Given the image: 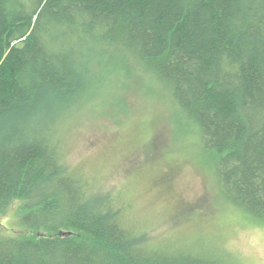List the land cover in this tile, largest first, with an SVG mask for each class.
<instances>
[{
	"label": "trees",
	"instance_id": "trees-1",
	"mask_svg": "<svg viewBox=\"0 0 264 264\" xmlns=\"http://www.w3.org/2000/svg\"><path fill=\"white\" fill-rule=\"evenodd\" d=\"M120 80L167 98L219 195L264 224V0H0V220L18 203L19 230H0V264H239L153 242L67 163L71 130L107 115Z\"/></svg>",
	"mask_w": 264,
	"mask_h": 264
},
{
	"label": "rangeland",
	"instance_id": "rangeland-1",
	"mask_svg": "<svg viewBox=\"0 0 264 264\" xmlns=\"http://www.w3.org/2000/svg\"><path fill=\"white\" fill-rule=\"evenodd\" d=\"M107 93V115L85 117L68 135L67 163L126 199L153 242H207L239 264H259L264 224L219 195L211 163L198 139L180 131L173 104L134 80H120ZM17 205L1 217L6 236L19 232Z\"/></svg>",
	"mask_w": 264,
	"mask_h": 264
},
{
	"label": "snow or ice",
	"instance_id": "snow-or-ice-1",
	"mask_svg": "<svg viewBox=\"0 0 264 264\" xmlns=\"http://www.w3.org/2000/svg\"><path fill=\"white\" fill-rule=\"evenodd\" d=\"M259 264H264V245L260 249Z\"/></svg>",
	"mask_w": 264,
	"mask_h": 264
}]
</instances>
